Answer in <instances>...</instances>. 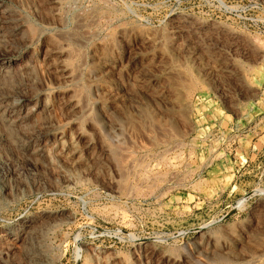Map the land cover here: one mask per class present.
I'll return each instance as SVG.
<instances>
[{"label": "rangeland", "instance_id": "374dc122", "mask_svg": "<svg viewBox=\"0 0 264 264\" xmlns=\"http://www.w3.org/2000/svg\"><path fill=\"white\" fill-rule=\"evenodd\" d=\"M0 264H264V0H0Z\"/></svg>", "mask_w": 264, "mask_h": 264}]
</instances>
